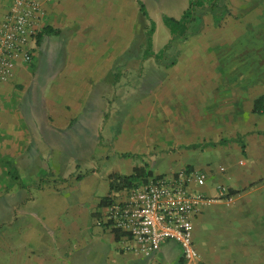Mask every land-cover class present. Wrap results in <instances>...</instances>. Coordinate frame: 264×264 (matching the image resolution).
<instances>
[{
    "label": "crops",
    "instance_id": "1",
    "mask_svg": "<svg viewBox=\"0 0 264 264\" xmlns=\"http://www.w3.org/2000/svg\"><path fill=\"white\" fill-rule=\"evenodd\" d=\"M13 1L0 0V24ZM30 1L43 12L40 45L31 63H18L10 81L0 84V264H176L184 257L178 244L164 243L151 258L127 251L123 235L117 239L109 227L110 206H101L117 200L111 175L130 176L143 167L125 157L151 144L201 155L202 147L218 145L223 166L210 170L204 192L216 197L224 187L232 204L202 210L194 245L203 251L205 227L216 221L218 239L238 243L236 263L259 264L248 243L264 232V0L247 9L243 0L226 2L232 18L215 29L205 11L198 16L200 37L190 30L173 40L178 76L130 112L137 114L132 123L139 113L148 117L126 137L124 77L113 71L124 65L137 36L141 0ZM115 123L121 125L114 134ZM183 169L149 170L167 176ZM19 172L38 181L18 187ZM48 172L55 181L41 183ZM40 203L42 215L24 208ZM17 206L32 218L13 221ZM228 256L226 249L218 254Z\"/></svg>",
    "mask_w": 264,
    "mask_h": 264
},
{
    "label": "rangeland",
    "instance_id": "2",
    "mask_svg": "<svg viewBox=\"0 0 264 264\" xmlns=\"http://www.w3.org/2000/svg\"><path fill=\"white\" fill-rule=\"evenodd\" d=\"M228 1L231 0H219V2H217L219 7L216 8L211 9V7H207L205 9H198L197 16L201 15L205 11H209L212 13L213 18L212 27L214 29L220 27L226 20L232 18V13L229 10V7L227 5L224 6ZM252 1L254 4L260 3L263 0H250L249 2L248 0H243V2L245 3H242V9H247L249 5L252 6ZM141 2L145 5L149 17L151 16V21L155 24V34L153 36L155 57L143 60L144 52L146 49V33L149 28L150 22L146 20V18L141 16V18L138 20V33H136L137 36L135 40H132L134 45L132 44L130 46L129 51H125L126 53L124 54V65L116 64L113 71L114 75L118 76L120 80L122 77H124L123 117L125 137L130 135L132 128H137L138 126L143 125V122H146L148 117L146 113H139L142 114L140 118H137L139 121L135 119V121L132 123V115L133 118H135L137 117V114H130V112L134 111L137 105H143V103H145L147 100H151V96L154 92L172 85L175 81V78L178 76L177 72H175L176 68L178 67L172 65L176 62L177 59H179L178 56L180 54L177 53L178 51H176L173 46H170V48L164 47L165 44L174 45L176 41L173 42V40L178 38H172L169 28L164 23V17H170L175 20H180L183 14L188 10L187 7L190 6L189 3H191L192 0H141ZM238 12L239 15L242 14V12ZM197 20L200 22L198 23V26H195L194 23ZM196 21L190 25L188 32L191 30V33H193L194 37H200L202 31L204 30L202 29L204 27V23L201 17H197ZM171 39L172 44L169 43ZM183 72L184 71L182 70V73ZM149 116H152L151 111ZM120 125V123L114 124V134L120 131ZM150 137L151 136L147 137V139ZM124 141H127V139H124ZM125 145L127 146L126 143ZM145 148L146 151L142 153L127 155L125 157V161H130L135 165L146 167L147 172H150L151 170L149 169L151 168L155 175L167 174L170 171L186 168L191 164L194 169L209 175L210 170L212 173L217 171L220 165L223 166L222 160L215 156L218 150V145H214L213 147H202V155L197 152L188 154L181 151L180 149L174 148H166L165 150H162L163 148H161V150H159L152 144L150 146H146ZM48 164L50 167H53V162H49ZM19 174L20 175H18L17 177L14 176L18 187H21L24 184H35V182L38 181V179H32V177L34 176L29 178L28 180L26 179V176H23L24 174L21 175L20 172ZM55 176L53 172H48L47 174L45 173L39 180H41V183L44 182L46 184H50L51 182L55 181ZM207 186L198 188V190L203 193L206 190ZM26 195H28V192H26ZM21 201L22 199H19L18 203H20ZM44 203L46 204V202ZM44 203L29 205L26 204L24 208H26L27 210L30 209L31 211L35 210L36 214L42 215L46 212ZM218 203H223L226 208L231 207L232 204L231 201H228V199H219L212 203L211 206ZM19 205L21 206L20 209L23 208L22 204ZM18 206L15 208V212L17 211ZM49 207L50 205H47V212L49 210ZM15 218H17V220L19 221L23 219H27V221H29V219L32 218L31 212L19 214L17 211L15 214H13L12 220L14 221ZM216 224V221H210L208 222V226L205 227V229L207 230V234L203 237V239L207 236L208 237L202 241V245L204 246V248L202 252L199 250L198 259L192 262H188L183 257L180 258L176 264H237L235 258L239 252V248H237L238 243L236 241L219 240L217 237L218 232ZM19 229H21V227H19ZM248 245H251V250L255 251L259 256V264H264V232L262 235H259L255 241L253 239L250 243H248ZM168 246L179 249L178 245L172 242H169ZM170 248H166V255L170 252ZM222 249L228 250V252H230V256L220 259V257H218V254ZM140 261L141 259H139V262ZM172 264H175V262H172Z\"/></svg>",
    "mask_w": 264,
    "mask_h": 264
},
{
    "label": "built area",
    "instance_id": "3",
    "mask_svg": "<svg viewBox=\"0 0 264 264\" xmlns=\"http://www.w3.org/2000/svg\"><path fill=\"white\" fill-rule=\"evenodd\" d=\"M42 15L36 2L13 1L0 24V84L10 81L18 63L33 61ZM206 183L207 174L196 169L149 177L116 195L109 207V227L123 235L127 251L140 257L151 258L164 243L173 242L188 262L195 261L194 221L206 206L229 199L224 187L216 197L200 192Z\"/></svg>",
    "mask_w": 264,
    "mask_h": 264
},
{
    "label": "trees",
    "instance_id": "4",
    "mask_svg": "<svg viewBox=\"0 0 264 264\" xmlns=\"http://www.w3.org/2000/svg\"><path fill=\"white\" fill-rule=\"evenodd\" d=\"M217 2L219 0H192L188 10L183 14L180 20H175L170 17H164V23L169 28L172 38H185L189 30V27L192 23L196 21L197 10L205 9L207 7L216 8L219 7ZM140 12L146 20L150 22L149 28L146 33V46L143 56V60L155 57L153 52V36L155 34V24L151 21L145 5L139 1ZM45 33H51L50 29H46ZM42 34L40 33L37 38V45H40ZM171 45H168L166 48H170ZM149 177H154L152 172H147L146 167H136L133 171V174L130 176H121L118 174H113L110 176V190L111 193H117L124 191L125 189L136 186L138 183L146 181ZM234 193L231 192L230 196ZM113 203L111 198L104 199L101 203V206H110ZM121 233L117 232L116 238L119 239Z\"/></svg>",
    "mask_w": 264,
    "mask_h": 264
}]
</instances>
